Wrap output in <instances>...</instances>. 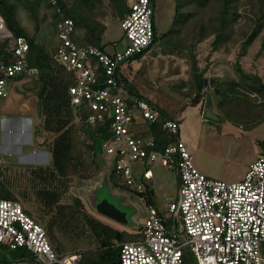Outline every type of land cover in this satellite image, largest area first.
<instances>
[{"label": "built area", "instance_id": "obj_1", "mask_svg": "<svg viewBox=\"0 0 264 264\" xmlns=\"http://www.w3.org/2000/svg\"><path fill=\"white\" fill-rule=\"evenodd\" d=\"M47 1L60 12L58 0ZM128 2L130 10L120 21L127 41L122 50L108 53L76 44L71 38L72 20L60 15L58 45L51 53L54 62L72 77L67 89L69 104L85 110L83 123H107L109 139L101 141V150L125 186L144 193L152 178L151 168L158 165L177 178L175 199L165 204L157 198L146 204V218L137 232L140 238L117 245L118 263L184 264V250H188L195 264H264V157L249 164L241 181L227 183L196 169L174 119L162 122L172 140L160 150L151 137L137 135L139 125L158 122L161 113L131 93L116 79V72L127 59L143 56L151 45L154 7L152 0ZM0 30V39H10L14 57L11 63L0 60V98L7 99L12 78L34 77L38 70L27 63L25 38L12 37L1 17ZM97 67L104 72L103 87H97ZM134 163L144 167L139 178L134 176ZM26 211L21 202L0 198V249L23 251L11 264H80V252L58 257L45 227Z\"/></svg>", "mask_w": 264, "mask_h": 264}, {"label": "trees", "instance_id": "obj_2", "mask_svg": "<svg viewBox=\"0 0 264 264\" xmlns=\"http://www.w3.org/2000/svg\"><path fill=\"white\" fill-rule=\"evenodd\" d=\"M128 1L58 0L59 14L47 0H0V17L6 29L12 37L25 38L29 46L27 63L38 70V75L34 77L19 75L12 78L9 83V96L4 101H6L5 107H8L7 110H11V107L18 109L30 98L36 102L35 112L38 121L33 136L37 147L45 148L50 153V160L45 166H36L30 174L34 180L42 184H52L55 180L62 182L66 179L68 172L79 178L81 172L86 174L90 166L88 167L82 160L83 148L92 154L91 158L95 163L99 162L102 154L101 141L109 139L106 122L88 126L83 123L85 110L82 107L72 108L69 104L67 89L72 84V77L51 57V53L58 45L57 23L62 17L71 19L74 24L71 38L76 44L91 45L105 50L103 36L108 24L111 23L107 16L110 15V20L119 23L130 10ZM152 2L154 7L155 0ZM172 3L171 28L165 34L158 36L153 22V40L145 52L157 45L163 54L183 58L189 63V76L195 91L193 103L197 105L199 102L202 103V90L206 86L205 68L200 69L197 65V53L200 46L207 42L209 53L225 51L229 43L234 45L238 35L241 39L238 40L240 42L239 58L245 55L247 49L256 40L259 41L260 50L263 52L264 0H172ZM239 23L247 24L245 32H238ZM51 28L53 36L50 34ZM140 59L141 56L137 55L125 62L129 67L132 62ZM0 60L5 63L14 61L10 39H0ZM233 62L235 71L229 79L226 78L227 80L223 81L217 78L210 80L209 83L214 88V94L218 100L217 107L226 118L225 121L236 127L244 124L252 130L264 121V78L243 70L237 58ZM120 67L117 69L116 79L122 82L131 93L140 96L121 75ZM96 76L97 87H103L105 76L100 67L96 69ZM257 110L262 113L252 112ZM160 113L158 122L143 125V129L137 132L140 137H151L156 144V150H160L172 140L161 125L164 119L173 118L164 111L160 110ZM73 119L88 131L91 138L90 142L81 139L78 143L80 148L69 127ZM260 146L263 153L261 156L264 157V145L260 143ZM101 156L104 157V155ZM111 165L109 182L116 188L131 191L114 174ZM1 173L0 166V178ZM42 189L41 195L50 206L58 197L47 187ZM0 191L1 199L19 201L4 189L1 179ZM135 194L144 204L154 203L150 184L146 185L144 193ZM75 202L81 203L78 199H75ZM85 220L94 240L100 244L95 250L80 252V264H116L117 245L140 238L138 233L129 235L122 230H114L88 215H85ZM170 222V219L167 220V223L170 224ZM126 235L129 237L123 239ZM261 250L264 255V245L261 246ZM22 253V250L8 252L0 249V264H11ZM184 264H195L188 250H184Z\"/></svg>", "mask_w": 264, "mask_h": 264}, {"label": "rangeland", "instance_id": "obj_3", "mask_svg": "<svg viewBox=\"0 0 264 264\" xmlns=\"http://www.w3.org/2000/svg\"><path fill=\"white\" fill-rule=\"evenodd\" d=\"M107 19L111 23L104 33L103 43L106 44L105 51L113 53L122 50L127 41L120 22L110 20V15ZM172 20V0H155L153 22L158 36L171 28ZM246 26V23H239L238 32H245ZM50 34L54 35L52 28ZM235 40L234 45L229 43L225 51L209 53L207 42L200 46L197 65L200 69L205 68L206 86L202 90V103L197 105L193 103L195 91L189 76V63L183 58L163 54L157 45L152 46L140 60L132 62L129 67L127 62L120 67L121 75L136 93L178 122L179 139L185 143L196 169L207 177L227 183L243 179L249 164L263 154L260 143L264 145V121L252 130L244 124L236 127L225 121L226 118L217 107L214 88L209 83L212 79H229L234 74L233 61L236 58L243 70L264 78V51L260 50L259 41L256 40L245 55L239 58L238 40L241 39L237 35ZM5 103L0 98L2 185L21 202L28 211L27 214H32L45 227L47 239L58 257L95 250L100 244L94 240L92 232L86 226L85 215L114 230H122L129 235L137 234L146 218L144 206L132 191L116 188L109 182L110 160L101 156L102 150L99 162L95 163L91 158L92 154L82 147V160L90 167L86 174L81 172L80 178L68 172L62 182L55 180L52 184H42L30 174L36 166H45L50 160V153L45 148L37 147L34 140L38 118L36 114L30 113V133L21 136L20 129V134L16 137L17 143L12 147L6 143V134L10 131L7 119H18L16 125L21 128L24 124L21 122L23 110L21 106L7 110ZM25 103L35 110L34 99L30 98ZM252 112L262 113L259 110ZM69 127L79 148L81 139L91 141L88 131L74 119ZM29 138L31 144L23 143ZM38 149H42L43 154L36 160L31 161V155L22 156ZM132 167L135 178H139L144 167L139 163H134ZM151 171L154 175L150 182L152 198L162 195L165 204L172 202L177 192L175 174L160 165L152 167ZM44 185L58 197L50 206L41 195L42 188H46ZM75 199L81 203L75 202ZM108 206L120 211L124 218L106 212ZM162 214L165 218L168 216L165 211ZM128 237L126 235L123 239Z\"/></svg>", "mask_w": 264, "mask_h": 264}, {"label": "crops", "instance_id": "obj_4", "mask_svg": "<svg viewBox=\"0 0 264 264\" xmlns=\"http://www.w3.org/2000/svg\"><path fill=\"white\" fill-rule=\"evenodd\" d=\"M144 99V98H143ZM145 100V99H144ZM147 101V100H146ZM149 102V101H148ZM150 103V102H149ZM28 104V103H27ZM21 109L23 110L22 111V113H21V122H24V124H23V126L21 125V128L20 127H18V125H16V119H7V125L9 126V133L8 134H6V138H7V141H6V143L9 145L10 144V146H12V145H14V143H17L16 141H17V139H16V137H17V135L18 134H20V129H21V136H24L25 135V133H27V132H29L30 133V129H31V119H30V117H31V115L32 114H30V113H34V114H36V112H35V110H33L32 109V107H31V109H30V104H28L27 106H26V103L24 102L22 105H21ZM139 127V129H143V125H139L138 126ZM8 128V127H7ZM31 135V134H30ZM23 143H25V144H31V140H30V138L29 139H27L26 141H23ZM21 144H22V142H21ZM13 147V146H12ZM13 149V148H12ZM43 152V150L41 149V150H32V151H30V152H27L26 154H23L22 156H26V155H31L30 157H31V161L32 160H36V158H38L39 157V155L40 154H43L42 153ZM47 155L45 154V162H47V157H46ZM156 167V166H155ZM151 174H152V171H151ZM153 177H154V175L152 174V178L151 179H153ZM151 179H150V181H149V183L148 184H150V182H151ZM176 182H177V178H176ZM151 186V185H150ZM133 192V191H132ZM134 193V192H133ZM135 194V193H134ZM137 197H138V195L137 194H135ZM152 196V195H151ZM176 197V196H175ZM139 198V202L140 203H142L143 204V206H144V212H145V215H146V211H145V205H144V202L142 201V199L140 198V197H138ZM161 199V200H163L162 198H163V196L162 195H157L156 197H153L152 199L154 200H156V199ZM175 199V198H174Z\"/></svg>", "mask_w": 264, "mask_h": 264}, {"label": "water", "instance_id": "obj_5", "mask_svg": "<svg viewBox=\"0 0 264 264\" xmlns=\"http://www.w3.org/2000/svg\"><path fill=\"white\" fill-rule=\"evenodd\" d=\"M16 120H18V119H16ZM18 136V135H17ZM107 211L106 212H110V213H113V214H117V215H119L120 217H122L123 216V214L120 212V211H118L117 209H115V208H113L112 206H108L107 207ZM120 212V213H119ZM123 218H124V216H123ZM116 219L118 220L119 218L118 217H116ZM118 264V263H117Z\"/></svg>", "mask_w": 264, "mask_h": 264}, {"label": "clouds", "instance_id": "obj_6", "mask_svg": "<svg viewBox=\"0 0 264 264\" xmlns=\"http://www.w3.org/2000/svg\"><path fill=\"white\" fill-rule=\"evenodd\" d=\"M145 54H146V52H145ZM145 54H144V55H145ZM141 57H142V56H141ZM140 97H141V96H140ZM141 98H142V97H141ZM152 105H153V104H152ZM131 191H132V190H131ZM134 193H135V192H134ZM154 201H155V200H154ZM144 205H146V204H144ZM117 263H118V260H117ZM117 263H116V264H117ZM118 264H119V263H118Z\"/></svg>", "mask_w": 264, "mask_h": 264}, {"label": "bare ground", "instance_id": "obj_7", "mask_svg": "<svg viewBox=\"0 0 264 264\" xmlns=\"http://www.w3.org/2000/svg\"><path fill=\"white\" fill-rule=\"evenodd\" d=\"M1 31V30H0Z\"/></svg>", "mask_w": 264, "mask_h": 264}]
</instances>
